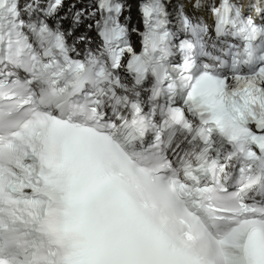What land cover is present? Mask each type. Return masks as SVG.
<instances>
[{"label":"snow or ice","instance_id":"snow-or-ice-1","mask_svg":"<svg viewBox=\"0 0 264 264\" xmlns=\"http://www.w3.org/2000/svg\"><path fill=\"white\" fill-rule=\"evenodd\" d=\"M0 264H264V0H0Z\"/></svg>","mask_w":264,"mask_h":264}]
</instances>
